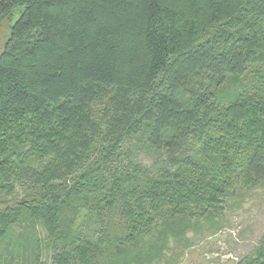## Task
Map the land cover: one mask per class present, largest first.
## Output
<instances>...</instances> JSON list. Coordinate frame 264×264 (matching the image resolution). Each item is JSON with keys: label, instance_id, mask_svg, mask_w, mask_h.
Masks as SVG:
<instances>
[{"label": "trees", "instance_id": "trees-1", "mask_svg": "<svg viewBox=\"0 0 264 264\" xmlns=\"http://www.w3.org/2000/svg\"><path fill=\"white\" fill-rule=\"evenodd\" d=\"M15 11L0 264H179L264 196V0H0V23ZM230 261L264 264V234Z\"/></svg>", "mask_w": 264, "mask_h": 264}, {"label": "rangeland", "instance_id": "rangeland-1", "mask_svg": "<svg viewBox=\"0 0 264 264\" xmlns=\"http://www.w3.org/2000/svg\"><path fill=\"white\" fill-rule=\"evenodd\" d=\"M18 18L19 13L15 11L12 18L0 23V53ZM254 199L257 200L249 199L242 208L227 211L225 227L216 240L207 242L204 238L190 236L194 245L185 251L179 264H232L231 259L250 252L264 234V196Z\"/></svg>", "mask_w": 264, "mask_h": 264}]
</instances>
